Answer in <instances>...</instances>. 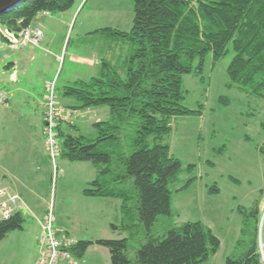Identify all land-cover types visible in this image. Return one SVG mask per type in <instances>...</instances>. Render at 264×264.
<instances>
[{"label": "trees", "instance_id": "trees-1", "mask_svg": "<svg viewBox=\"0 0 264 264\" xmlns=\"http://www.w3.org/2000/svg\"><path fill=\"white\" fill-rule=\"evenodd\" d=\"M133 1L130 32L108 28L92 34L107 33V37L96 39L117 42L115 47L106 46L99 75L58 87L61 97L75 103L68 109L109 108L110 117L95 123L92 133L69 132L61 124L60 156L72 163L89 162L96 168L97 178L83 194L120 200L123 222L113 229L130 236L80 241L73 253L82 259L97 245L110 251L112 264H210L221 242L204 223L171 226L163 238L154 235L161 216L170 220L179 216L172 209L173 193L188 190L197 180L191 178L176 189L184 172L192 174L196 166L184 167L172 154L169 138L174 119L203 113V106L191 111L182 104L183 77L201 74L210 54L217 64L232 50L235 56L228 67L227 86L264 98V0ZM76 3L25 0L0 16V28L19 34L33 26L39 15L65 13ZM3 41L7 39L0 34V43ZM118 42L121 47L116 54ZM124 45L128 46L126 54ZM219 192L217 186L209 190L210 194ZM260 206L258 201L251 210H240V245L247 252L239 259L228 258L226 264H264L258 242ZM137 220L141 226L136 225ZM25 222L23 213L0 220V244L8 235L23 231ZM140 233L145 235L144 242L134 262L128 251L131 240Z\"/></svg>", "mask_w": 264, "mask_h": 264}, {"label": "rangeland", "instance_id": "rangeland-1", "mask_svg": "<svg viewBox=\"0 0 264 264\" xmlns=\"http://www.w3.org/2000/svg\"><path fill=\"white\" fill-rule=\"evenodd\" d=\"M79 4L80 0H77L74 8L65 13L49 17L39 15L33 25L41 24L45 30L46 39L41 46L29 49L23 54L8 46L13 58L11 61L3 62V65L7 66L17 61L20 81L25 82L34 93H45V82L57 79L56 101L58 100L61 110L57 127L58 137L60 125H70L73 116V112L62 107L66 104L60 101L58 87L69 85L68 81L88 80L96 76L93 70L83 72L71 63V58L74 56L91 58L92 51L99 49L103 42L114 47L117 44L116 41L112 43L104 39H90L86 42L80 40L79 35L106 26L130 32L134 24L133 0H85L82 7L76 11ZM74 13L76 15L73 22L69 23L63 32L62 20L70 22ZM0 34L10 43L11 38L9 37V40L6 30L0 28ZM120 47L121 42H118L116 54H119ZM127 49L128 46L124 45L123 54H126ZM33 56L35 60H31ZM58 56H62L63 60H59ZM234 56L231 50L227 57L215 64L213 55L210 54L201 74L183 77L182 104L191 111H199L203 106V113L174 119L169 139L172 154L182 161L184 167L196 166L190 177H196L198 180L187 193L173 194L172 208L178 211L180 216L171 220L161 216L154 227V235L163 238L167 236L171 226H180L190 221L204 223L221 242L220 251L212 258L210 264H226L228 258L239 259L247 252V248L240 245L243 226V215L240 210H251L258 201H261L258 242L259 249L260 242L264 248V153L261 151L264 150V98L247 95L237 87L227 86L228 67ZM198 65L196 62L194 68L197 69ZM48 85L45 103L49 97ZM10 104V109L0 106V175L4 174L3 169L9 170L13 185L18 187L16 189L29 201L28 194L14 179V174L23 173L27 176V172L31 177L29 181L41 186L37 188L40 191L39 203L28 205L42 212L49 208L53 201L57 212L58 203L60 208L63 207L61 204L63 192H68L72 197L78 195L83 188L88 187V181L96 179L97 170L89 162L72 163L59 156L57 166L60 174L53 192L52 160L49 156V163L45 164L42 161L44 150L41 144L44 143L46 135L44 136L42 129L37 127L33 117L30 119L22 117L23 112L31 110L22 107L19 98L12 99ZM92 110L97 111L85 115V121L73 119V126L79 129L78 133L93 132L95 115L104 112L99 110H107L110 113L107 107ZM46 111L45 104L44 121ZM58 143L60 144L59 139ZM34 150H36L34 153H30ZM10 151L13 152V157H9ZM41 162L42 168L46 167L45 176L36 173V165ZM1 183L12 185L10 182ZM213 186H217L220 192L210 194L209 190ZM130 188L134 190L133 180L130 181ZM93 211L94 209L90 208V212ZM80 212L86 214L85 209H81ZM23 214L26 219L24 230L10 234L1 244L0 264H37L41 257L39 247L41 233L37 232V220L27 213ZM33 223L35 225H32ZM114 224L122 225L121 222ZM136 225H140L138 220ZM144 236L143 233L137 234L130 242L128 255L134 262L137 251L144 242ZM114 237L108 239L121 240L130 236L129 233H125L123 236ZM72 238L77 242L74 237ZM75 248L73 247V250ZM63 261L65 260H60Z\"/></svg>", "mask_w": 264, "mask_h": 264}, {"label": "crops", "instance_id": "crops-1", "mask_svg": "<svg viewBox=\"0 0 264 264\" xmlns=\"http://www.w3.org/2000/svg\"><path fill=\"white\" fill-rule=\"evenodd\" d=\"M85 0H80V4L78 6V11L82 5L84 4ZM88 1V0H87ZM76 13H74V16H72V20L70 22H66L62 20V25H63V32L66 26L69 25V23H72L74 20ZM44 16L49 17L51 15L49 14H44ZM35 28H40L41 30L44 31L42 25H33ZM83 27H85V24H83ZM116 29V27L112 26H106V27H97L95 31H88L86 33L80 34L79 38L82 41L88 42L90 39H96L100 36L102 37H107V33H100L97 35H93L95 32L99 30H104V29ZM85 32V31H84ZM46 39V33H45V38ZM106 39V38H105ZM106 46L105 43L102 45V48L97 49L96 51H92V56L91 58H88L86 56L78 57L74 56L71 58V63L79 67V69H82L83 72H87L88 70H93V72L97 75L100 73V64L101 61L103 60L105 54H106ZM35 47H28L24 50H21V52L18 53H25L29 49H34ZM10 48L8 47L7 42L3 41L0 43V92H8L9 93V102L8 105L5 106L6 108L10 109L11 104L10 101L12 99H18L22 104V107L24 108H30L31 111H26L22 113L23 118L30 119L33 117L34 121L37 122V127L41 128L44 134V116H45V102H46V93H47V85L50 81L45 82V87H44V92L45 93H34L32 92L26 85L25 82L20 81V75L17 73L18 69V64L17 61L9 63V65H3V62L5 60H10L13 58V54L9 52ZM59 60H63L62 56H58ZM31 60H35V57L33 56ZM11 61V60H10ZM94 76V77H96ZM92 77V78H94ZM91 79V78H90ZM88 79V80H90ZM88 80H75V81H68V83L72 84L77 81H88ZM43 92V91H42ZM60 101L65 102L66 106H62L66 108L67 110L73 112V116L70 122V125H65L64 129L66 131L71 132L74 130L75 132H79V129L77 127L73 126V119L77 118L79 121H85L86 116L89 113H93L92 111H97V110H87V111H72L68 108L72 107L75 105L74 102H72L70 99H66L64 97L60 96ZM99 111H104V112H99L95 115L94 122L99 123L102 121L107 120L108 115L110 117V113H108L107 110H99ZM94 123V124H95ZM93 124V125H94ZM42 150H44V154H42V161L46 163H49V155L46 150V137L44 140V143L41 144ZM36 150L33 152L31 151L30 153H34ZM46 151V152H45ZM37 153V152H36ZM41 156V154H40ZM9 157H13V152L10 151ZM45 159V160H44ZM179 159V158H178ZM48 161V162H47ZM66 161V160H65ZM37 163L36 165V173L40 176H45L44 168H42V164ZM22 172H24V168L22 167ZM4 174L0 175V185L8 188L12 193L19 195L23 202L25 203L27 207V214L30 215L31 218L36 219V225H37V232L41 233V225L40 222L45 219L47 216V213L51 207V204L49 208H47L45 211H36L31 207V205L28 204H35L37 205L39 203V194L40 191H38L39 184L36 186L34 182H31V177L28 176V173L26 172L25 176L23 173L21 175L19 174H14V179L18 182L19 186L25 190V192L28 194L29 201L27 198H25L21 192H19L16 188V186L13 185L12 181L10 178H12L9 174L11 173L9 170L3 169L2 171ZM40 173V174H39ZM184 176L181 178V183L180 186H178L176 189L179 187L183 186L186 181L191 179V174L189 173H184ZM187 176V177H186ZM97 178V176H96ZM194 178V177H192ZM32 180H34L32 178ZM198 180V179H197ZM197 180L192 184V186L184 191V192H179L181 193H187L191 188L195 186L197 183ZM88 181V185L93 182ZM1 182H10L12 185H3ZM86 188H83L81 192L72 197L69 195L68 192L64 191L63 196H62V202L61 204L63 207H59V203L57 205V212H55V206H54V212L56 216V228L69 234L71 237H74L77 242L79 243L80 241H92L96 242L101 239H108L112 238L114 239L116 235L123 236L125 233H121L118 230H114L113 226H116L114 223L116 222H123V213H122V204L120 200L117 199H112V198H95V197H87L83 194V191ZM177 193V192H175ZM174 194V193H173ZM41 201V199H40ZM54 205V202H53ZM172 205H173V195H172ZM30 206V207H29ZM73 208V209H72ZM90 208H93L94 211L90 212ZM81 209H85L86 214L83 215L81 214ZM100 209V210H99ZM173 209V208H172ZM179 214L178 211H175ZM178 216V217H179ZM191 222V221H190ZM32 225H35L34 223ZM242 230V228H241ZM111 231L113 232L111 234ZM109 235V236H107ZM10 235H8L9 237ZM7 237V239H8ZM5 241V240H4ZM3 241V242H4ZM2 242V243H3ZM1 243V244H2ZM0 244V246H1ZM212 261V260H211ZM210 261V263H211ZM59 264H112L111 263V254L110 251L104 247H100L97 245H93L90 247L86 253V255L80 259V258H75V261L73 263L69 262H60Z\"/></svg>", "mask_w": 264, "mask_h": 264}, {"label": "built area", "instance_id": "built-area-1", "mask_svg": "<svg viewBox=\"0 0 264 264\" xmlns=\"http://www.w3.org/2000/svg\"><path fill=\"white\" fill-rule=\"evenodd\" d=\"M10 40L9 47L14 51H21L28 47H39L45 37L40 28L29 27L19 34L7 31ZM57 82L52 81L48 85V102L46 103L45 135L46 148L53 163V184L55 186L59 178L57 159L60 156V144L58 143L57 127L60 121V109L56 101ZM9 100L8 92H0V106H6ZM27 207L19 195L12 193L8 188L0 185V220H9L18 213H27ZM41 236L39 247L41 257L37 264H59L60 260L74 261L73 247L78 244L71 236L56 228V216L54 205L48 211L44 221L40 222Z\"/></svg>", "mask_w": 264, "mask_h": 264}, {"label": "water", "instance_id": "water-1", "mask_svg": "<svg viewBox=\"0 0 264 264\" xmlns=\"http://www.w3.org/2000/svg\"><path fill=\"white\" fill-rule=\"evenodd\" d=\"M24 1L25 0H0V16L4 13L12 11ZM260 253L262 255V260L264 261V248L262 242H260Z\"/></svg>", "mask_w": 264, "mask_h": 264}]
</instances>
